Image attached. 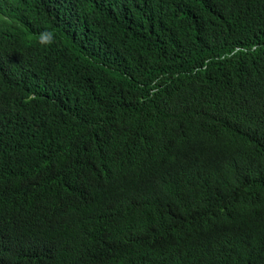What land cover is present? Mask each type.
Masks as SVG:
<instances>
[{
  "label": "trees",
  "instance_id": "obj_1",
  "mask_svg": "<svg viewBox=\"0 0 264 264\" xmlns=\"http://www.w3.org/2000/svg\"><path fill=\"white\" fill-rule=\"evenodd\" d=\"M0 264H264V0H0Z\"/></svg>",
  "mask_w": 264,
  "mask_h": 264
},
{
  "label": "bare ground",
  "instance_id": "obj_2",
  "mask_svg": "<svg viewBox=\"0 0 264 264\" xmlns=\"http://www.w3.org/2000/svg\"><path fill=\"white\" fill-rule=\"evenodd\" d=\"M4 5V4H3ZM21 11V10H20ZM8 15V14H7ZM11 16V15H10ZM4 17V16H3Z\"/></svg>",
  "mask_w": 264,
  "mask_h": 264
}]
</instances>
